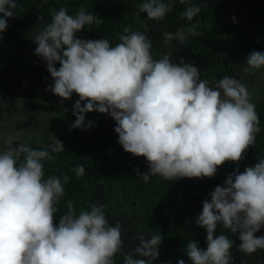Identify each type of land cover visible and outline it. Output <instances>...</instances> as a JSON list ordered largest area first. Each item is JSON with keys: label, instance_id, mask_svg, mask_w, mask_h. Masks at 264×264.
Returning a JSON list of instances; mask_svg holds the SVG:
<instances>
[{"label": "clouds", "instance_id": "obj_1", "mask_svg": "<svg viewBox=\"0 0 264 264\" xmlns=\"http://www.w3.org/2000/svg\"><path fill=\"white\" fill-rule=\"evenodd\" d=\"M179 2L187 5L182 13L187 21L200 14V4ZM17 7L18 0H0V39ZM172 10L173 0L139 4V11L152 21L163 20ZM93 23L100 20L83 7L75 15L60 8L33 40L34 54L46 63L54 82L48 90L62 101L79 97L72 128L92 127L85 119L88 113L109 115L123 150L146 159L149 171L137 173L144 183L153 176L166 181L211 179L219 166L244 158L261 131L245 84L225 76L213 88L200 78L194 63L174 61L171 52L155 59L147 28L125 29L115 45L106 38H79ZM197 28L198 22L165 32V44H183L188 35H199ZM245 64L264 69V52L252 51ZM8 143L10 147L0 150V264H116L118 253L123 264H154L161 234L140 235L135 249L125 254L121 225L109 223L103 205L93 204L77 214L68 201L67 213L54 223L69 177L45 178L44 165L65 152L61 141L55 138L50 151L13 144L11 139ZM74 171L77 177L85 175L83 165ZM209 196L195 221L206 231L207 247L188 242L190 264H234V240L217 234L218 227L237 237L243 253L264 250V235H256L264 229V158L243 172L237 167Z\"/></svg>", "mask_w": 264, "mask_h": 264}, {"label": "trees", "instance_id": "obj_2", "mask_svg": "<svg viewBox=\"0 0 264 264\" xmlns=\"http://www.w3.org/2000/svg\"><path fill=\"white\" fill-rule=\"evenodd\" d=\"M141 2L143 0H18L16 16L7 21L8 28L0 39V127L4 117L16 112L17 93L25 98V108L41 109L34 99H29L30 91L36 98L40 87H50L54 82L46 63L34 54L37 45L33 40L46 23L51 22V14L60 8L75 15L83 7L100 20L98 24L86 26L78 34L81 39L106 38L115 45L125 29L143 32L147 28L145 35L152 42L155 59L171 52L174 61L183 58L185 62L194 63L200 70V78L210 87L215 88L225 76L237 78L247 87L250 80L261 76V86L254 89L255 95L261 98L253 102L261 129L256 142L238 164L226 162L211 179L166 181L153 176L144 183L137 173L149 171L146 159L126 153L117 142L115 121L97 112L85 116L92 128L75 129L71 135L68 132L71 121L61 119L49 125L46 141L27 144L33 149L50 151L56 138L64 145L65 152L55 154L58 158L44 165L45 178L69 177L54 223L58 224L67 213L68 201L77 214L93 204L103 205L109 223L121 225L123 253L135 249L140 235L150 238L159 232L162 244L154 264H177L181 259L190 264L186 256L188 242L193 240L200 248L207 247L206 231L195 223L202 212L203 201L210 200L209 194L215 187L223 186L237 167L243 172L264 158V69H248L245 64L252 51L264 52V0H192L202 7L191 22L182 17L187 5L179 0H173V10L161 21L148 20L146 14L139 11ZM197 22L199 35H188L183 44L178 40L165 44V32L175 33ZM59 66L55 65L57 69ZM78 99L74 94L62 106L53 103L52 98L47 102L50 100L48 104L52 103L53 110L61 111L64 107L72 111L70 120L73 121L76 118L73 105ZM60 124L65 131L60 132ZM79 165L85 168V175L81 177L74 171ZM221 233L234 240L231 249L234 264H264V250L245 254L239 250L237 237L218 227L217 234ZM256 235H264V229ZM115 260L116 264H123L121 254L118 253Z\"/></svg>", "mask_w": 264, "mask_h": 264}, {"label": "rangeland", "instance_id": "obj_3", "mask_svg": "<svg viewBox=\"0 0 264 264\" xmlns=\"http://www.w3.org/2000/svg\"><path fill=\"white\" fill-rule=\"evenodd\" d=\"M253 79L254 80H250L247 84V89L251 95L252 103L256 102L261 98L260 96L255 95L254 89L259 88L261 86L262 77L256 76ZM49 88L50 87H40L36 98H34V92L30 91L29 99H34L35 104L41 107L39 111L25 108V98L17 93V110L13 114L4 117L2 120V126L0 127L1 150H6L8 147H10L8 143L9 139L12 140L13 144H30L38 143L43 140L46 141L48 137L45 135V133L46 130H48L49 125H51L52 122H57L61 119H67L68 122L71 121V123L68 124V132L71 135L74 133L75 129L72 128L71 125L75 122V119H73V121L70 120V113L72 111H65L66 108L64 107L61 108L62 112L59 110H53L51 108L52 103L48 104L50 100H48L47 102V99L52 98L53 103H56L57 106H62L68 100L62 101L61 98L55 96L50 90H48ZM63 126L64 125L59 126L60 132L66 130Z\"/></svg>", "mask_w": 264, "mask_h": 264}]
</instances>
